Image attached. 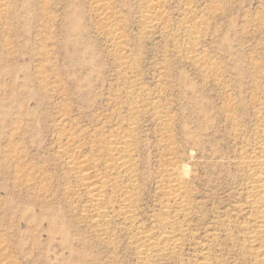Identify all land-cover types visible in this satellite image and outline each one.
<instances>
[{
	"label": "rangeland",
	"instance_id": "rangeland-1",
	"mask_svg": "<svg viewBox=\"0 0 264 264\" xmlns=\"http://www.w3.org/2000/svg\"><path fill=\"white\" fill-rule=\"evenodd\" d=\"M154 1L0 0L4 263L143 264L135 241L167 228L179 245L150 264H262L250 167L264 147V0ZM128 126L136 225L110 213L100 233L67 157L104 170L105 142ZM171 168L187 182L181 214ZM127 183L108 192L116 207Z\"/></svg>",
	"mask_w": 264,
	"mask_h": 264
},
{
	"label": "bare ground",
	"instance_id": "bare-ground-1",
	"mask_svg": "<svg viewBox=\"0 0 264 264\" xmlns=\"http://www.w3.org/2000/svg\"><path fill=\"white\" fill-rule=\"evenodd\" d=\"M148 2L149 1H147L146 3L148 4ZM154 2H157V1L155 0ZM151 3H153V2L151 1ZM159 4L160 3H158V5ZM158 5H157V7H158ZM160 6L161 5H159V7ZM155 9H156V6L151 4L149 6V8L147 9L148 11L147 10L146 11L150 12V13H154ZM160 9H161V7H160ZM156 11H157V9H156ZM150 13H148V14H150ZM159 13H157L158 17L160 16ZM157 14H156V16H157ZM158 17H156V18H158ZM160 17H162V15ZM156 18H155V20H157ZM150 19H151V17L149 18V20ZM159 21L161 22V18H160ZM155 22H153V23L155 24ZM108 26H109V24H108ZM112 41H114V40L112 39ZM119 42L121 43V41H119ZM122 43H121V45H123ZM116 44H119V43L117 42ZM116 46H119V45H116ZM119 47H121V46H119ZM124 64H125V62H124ZM136 115L137 114L132 115V116H136ZM133 118H135V117H131L130 119H133ZM132 122H133V120H132ZM131 126L133 127V125H131ZM128 127H126V128H128L129 130L121 128V129H124L125 131L121 130L123 132H120L117 135V137L114 136L115 137L114 140H113L114 142L112 141V143H111V141H110L111 146H109L107 144V142L104 141L106 143L105 144L106 148H108L107 152H105L106 156L108 158H106L105 163H103L104 165L105 164L106 165H105L104 170L101 169L102 171L97 170L95 166H90L91 164L89 165L87 163V161H84V160L82 162L79 161L76 158V156L74 157L72 155H69L67 157L68 159H67V163L66 164L68 165L69 170L71 171V174H72L73 178H75L78 183H80L81 185H83L85 187V189L87 191L86 195L88 194V196H89V202H91L93 204L94 216H93V223L92 224H93V228L94 227L97 228V230L99 232H100V230L103 231L105 229V227H107L109 225V224L107 225V222H106L105 219H106V217L109 216L110 213H118V212H120L121 215H123L122 218H124L123 220L126 223H129V225H136L135 224V222H136L135 221V219H136L135 218V213L136 212L134 211V201H135V195H136L135 192H134L136 190H134V189L138 188L137 186L135 187V185H134V178L136 176V175H134V174H136L134 172H137V169L134 171V167H135V163L134 162H136V161H134L135 160L134 159L135 158L134 157L135 156L134 152H136V151L134 150L135 146H134V142H133V138H134L133 137V135H134L133 134L134 133L133 130L134 129L131 130L132 127L131 128H130V126H128ZM107 145L109 147H107ZM261 145L264 146L263 143ZM261 152H262V156L257 157V159L254 161L252 167H250L253 170V172H252L253 173V182H252V185H251L252 200L251 199L250 200H251L252 209L254 208L257 211L255 213L258 214V216H257L258 221L256 222L257 223L256 224L257 227L255 229L252 228L253 232L250 233L252 235L250 237V241H251L252 245H257L258 244L261 247L260 250L262 249V252H261L262 254L261 253L260 254H261V257H262V264H264V244L261 243L263 241V239L261 237H263V235H264V147L262 148ZM62 154H64V153H62ZM257 154H258V151H257ZM66 155H68V153H66ZM92 164H93V162H92ZM96 165L98 166V164H96ZM101 168H103V167H101ZM176 168L178 169V167H176ZM176 168H171V169L167 170V172L165 170V175H166V177H168V180H169V182L166 181V183H168V184L170 183V185L168 186L167 189L163 185V189H166V191H167L166 194L164 193L168 197L167 204H169V206H170V204H176V206L178 205L180 207V209H181L179 211V213H180V212H182L183 209H184L183 211H185V207H186L185 206V202H188V201H186V199L188 200V198H187V192H186L187 190L185 189V182L186 181H185V178H184V174L183 175L180 174L182 170L180 171V170H177ZM114 171H118L117 172V176H113V173H115ZM186 173H187V171H186ZM136 181L137 180H135V182ZM124 182H126V183L128 182L130 184V187H127L128 186L127 185L128 183H127L126 184L127 186H125V187H127L126 189L122 188L125 185L124 184L121 187L122 189L119 188V192L117 190V192L120 194L121 198L119 200L120 201L119 205L117 203L118 206L116 207V202L113 201V199H110V198L108 199V192L111 191V190L114 191V187L120 186ZM250 183H249V185H250ZM135 184H137V183H135ZM186 186H187V182H186ZM132 187H133V189H131V190L128 189V188H132ZM163 191L165 192V190H163ZM248 191H250V190H248ZM114 193H116V192H114ZM249 198H250V196H249ZM118 199H119V197H118ZM250 200H248V203H250ZM169 206L166 205L165 207L166 208L168 207V209L172 210V206H171V208ZM118 209L120 211H118ZM178 210H179V208H178ZM178 210H176V213L178 212ZM166 211H168V210H166ZM168 213H171V212H167V213L165 212V215L166 214L168 215ZM173 213H174V211H173ZM176 213H174L173 217H175ZM182 213H184V212H182ZM254 216H256V215H254ZM163 217H165L164 218V220H165L164 222L170 220L166 216H163ZM166 218H167V220H166ZM177 218H178V216H176V219ZM51 222H50V224H51ZM161 223H163V221H161ZM138 225L140 226V224H138ZM125 226H126V224H125ZM127 226H128V224H127ZM172 226H173V224H172ZM163 227H162V229H164ZM173 227H171V229ZM137 229L140 230L139 227ZM142 229H143V227H141V230ZM141 230H140V232H141ZM161 230H159V233H160ZM164 230L165 231L161 232V234H159V236L157 235L158 237L157 236L155 237L152 234H148V233L146 234V232L145 233L141 232V236L139 237L138 240L135 241L136 245L134 244L136 246V249H137V250L136 249L135 250H136V252L138 251L137 254H139V257L141 259L140 263L150 264L153 259L155 260V257L156 258H158V256H162L163 257L164 255L166 257L167 253H169L171 250H174V248L179 245L178 241L181 240V239L178 238V235H177L176 231L173 230L172 232H169V231H171V230H169V228H168L169 231H166L167 228H165ZM177 232H181V230L177 231ZM103 233H105V232H103ZM182 234H183V231L181 232V235ZM139 235H140V233H139ZM137 237H136V239H137ZM19 248L22 250L24 248L23 244H20ZM256 249H258V248L256 247ZM174 251H171V252L173 253ZM203 258L205 259V257H203ZM208 260H210V259H208ZM4 261H5V257H1L0 258V264H6V263H4ZM199 263H201V264H211V262H209V261L207 262L206 260H204L203 262H199Z\"/></svg>",
	"mask_w": 264,
	"mask_h": 264
}]
</instances>
